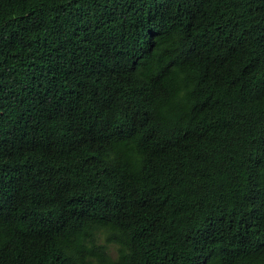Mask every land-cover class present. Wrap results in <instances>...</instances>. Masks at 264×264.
<instances>
[{
	"label": "trees",
	"instance_id": "1",
	"mask_svg": "<svg viewBox=\"0 0 264 264\" xmlns=\"http://www.w3.org/2000/svg\"><path fill=\"white\" fill-rule=\"evenodd\" d=\"M0 264H264V0H0Z\"/></svg>",
	"mask_w": 264,
	"mask_h": 264
},
{
	"label": "rangeland",
	"instance_id": "2",
	"mask_svg": "<svg viewBox=\"0 0 264 264\" xmlns=\"http://www.w3.org/2000/svg\"><path fill=\"white\" fill-rule=\"evenodd\" d=\"M110 247H111V250H112V249H114V247H113V246H110ZM110 247H109V248H110ZM111 252H113V251H111Z\"/></svg>",
	"mask_w": 264,
	"mask_h": 264
}]
</instances>
